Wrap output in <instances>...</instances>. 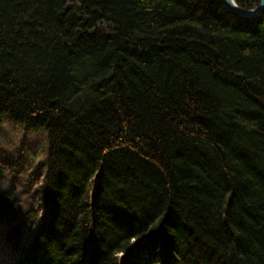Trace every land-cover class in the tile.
I'll use <instances>...</instances> for the list:
<instances>
[{"label": "trees", "instance_id": "trees-1", "mask_svg": "<svg viewBox=\"0 0 264 264\" xmlns=\"http://www.w3.org/2000/svg\"><path fill=\"white\" fill-rule=\"evenodd\" d=\"M5 114L49 147L15 264H264V10L0 0Z\"/></svg>", "mask_w": 264, "mask_h": 264}, {"label": "rangeland", "instance_id": "rangeland-1", "mask_svg": "<svg viewBox=\"0 0 264 264\" xmlns=\"http://www.w3.org/2000/svg\"><path fill=\"white\" fill-rule=\"evenodd\" d=\"M20 146H24L25 149ZM15 148L26 151L14 155L12 149ZM48 149V136L43 129L28 130L24 126L17 125L10 115L0 118V160L7 162V166L11 165L10 169L7 168L8 175L14 178L17 174V181L23 184L21 186L23 189H18L19 193L27 195L26 189L29 188V180L33 177L40 178L44 173L41 164L47 159ZM21 156L24 159L23 164L22 161L19 162L20 169L16 171L14 170L15 164L12 163L14 159H19ZM16 255V252L9 248V243L0 236V264H15Z\"/></svg>", "mask_w": 264, "mask_h": 264}, {"label": "bare ground", "instance_id": "bare-ground-1", "mask_svg": "<svg viewBox=\"0 0 264 264\" xmlns=\"http://www.w3.org/2000/svg\"><path fill=\"white\" fill-rule=\"evenodd\" d=\"M20 148H22V149L24 148L25 149L24 146H20ZM25 151L21 150V149H18V148H15V149H12V154L15 155L17 153L19 154L20 152H25ZM23 160H24L23 156H21L19 159H14V161L12 163V164H15L14 168L19 167L20 166L19 162H21V161H22V164H23ZM6 163L7 162H5V161H3V162L1 161V164L4 166V171L5 172L2 173V174L0 173V199L4 198L3 195H6V197L7 198L10 197V199L16 198L17 200H22L25 197V195L19 193L18 189L20 188L22 190L23 187H21V186H23V184L20 181H17L18 180V178H16L17 174H16V176L14 178H11L10 175H8L9 173L7 171V168L10 169L11 165L7 166ZM32 179H34L35 181H38L34 177ZM16 188H17V190H16ZM9 200H7V201H9ZM26 210L27 209L20 210L18 212V214L17 215L14 214L13 216H15V217L12 218V220L16 224L22 225V227H23L24 224L29 223V218L27 216ZM16 228H19V227H16ZM29 237H31V235ZM19 238L20 239H18L17 242H16L18 245H20L22 243V238L21 237H19ZM33 238L34 237H31L30 239L33 240ZM29 240H25L22 243V246L27 245V243H30Z\"/></svg>", "mask_w": 264, "mask_h": 264}, {"label": "water", "instance_id": "water-1", "mask_svg": "<svg viewBox=\"0 0 264 264\" xmlns=\"http://www.w3.org/2000/svg\"><path fill=\"white\" fill-rule=\"evenodd\" d=\"M224 1L225 4H227L233 12L245 17L260 15L261 12L264 10V0H260L259 2L260 4L255 8H251L250 10L243 8L242 6L237 4L235 0H224Z\"/></svg>", "mask_w": 264, "mask_h": 264}]
</instances>
